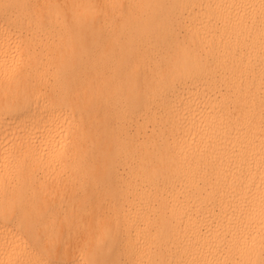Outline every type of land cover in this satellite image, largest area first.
Instances as JSON below:
<instances>
[{"label":"clouds","instance_id":"obj_1","mask_svg":"<svg viewBox=\"0 0 264 264\" xmlns=\"http://www.w3.org/2000/svg\"><path fill=\"white\" fill-rule=\"evenodd\" d=\"M0 264H264V0H0Z\"/></svg>","mask_w":264,"mask_h":264}]
</instances>
